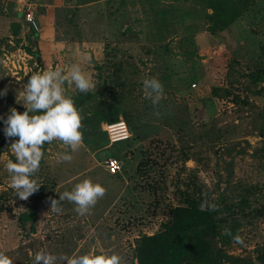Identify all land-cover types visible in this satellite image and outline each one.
<instances>
[{"label": "rangeland", "instance_id": "374dc122", "mask_svg": "<svg viewBox=\"0 0 264 264\" xmlns=\"http://www.w3.org/2000/svg\"><path fill=\"white\" fill-rule=\"evenodd\" d=\"M73 64L96 85L66 89L82 110L83 146L45 144L27 200L10 187L4 165L15 156L0 121V251L13 264H32L41 249L137 264L139 239L160 230L193 182L218 207L221 263L264 264V0H0V116L24 111L32 72ZM152 77L164 87L155 107L142 89ZM117 121L129 138L110 144L105 125ZM109 157L119 173H108ZM84 178L106 188L91 214L67 201L51 212L49 198ZM31 210L33 232L20 220Z\"/></svg>", "mask_w": 264, "mask_h": 264}, {"label": "clouds", "instance_id": "9594fccd", "mask_svg": "<svg viewBox=\"0 0 264 264\" xmlns=\"http://www.w3.org/2000/svg\"><path fill=\"white\" fill-rule=\"evenodd\" d=\"M74 87L79 93H88L96 88L92 78L87 75L79 64H73L65 74L62 67L34 71L27 77L20 93L24 111L15 107L9 109L6 118L0 116L4 124L6 139H12L10 149L15 160L9 158L4 167L10 176V187L21 200H27L37 192L40 185L34 178L39 172L45 156V144L53 141L62 142L71 152H78L83 146L84 117L71 95L66 89ZM144 98L150 100L155 107L164 96L163 84L155 77L142 81ZM6 94V93H4ZM158 114V113H157ZM72 155L68 152L57 154L59 162H71ZM106 195V188L100 183L84 178L75 183L71 190L59 194V199H50V211L62 212V202L74 205V211L80 215H90L97 202ZM206 195V194H205ZM207 207L209 211L218 210L214 203L205 200L201 210ZM224 233L231 235V230L225 228ZM237 244H243L239 235L233 237ZM123 257L113 252L101 251L54 254L44 249L33 254L32 264H122ZM0 264H13L11 257L0 251Z\"/></svg>", "mask_w": 264, "mask_h": 264}, {"label": "trees", "instance_id": "16d2710c", "mask_svg": "<svg viewBox=\"0 0 264 264\" xmlns=\"http://www.w3.org/2000/svg\"><path fill=\"white\" fill-rule=\"evenodd\" d=\"M188 186L192 192H181L182 204L171 209L170 219L161 224L160 230L139 239L134 249L137 264H222L227 255L218 244L222 233L217 210H201L208 196L202 195L195 183ZM20 220L22 224L29 220L33 232V210L23 213Z\"/></svg>", "mask_w": 264, "mask_h": 264}, {"label": "built area", "instance_id": "2783aa9c", "mask_svg": "<svg viewBox=\"0 0 264 264\" xmlns=\"http://www.w3.org/2000/svg\"><path fill=\"white\" fill-rule=\"evenodd\" d=\"M25 21L36 28L35 20L33 18L30 7H27V12L24 17ZM105 131L110 144L124 141L129 138L128 128L123 121H117L105 125ZM106 169L110 174H117L121 169V161L115 157H109L106 160Z\"/></svg>", "mask_w": 264, "mask_h": 264}, {"label": "water", "instance_id": "95a60500", "mask_svg": "<svg viewBox=\"0 0 264 264\" xmlns=\"http://www.w3.org/2000/svg\"><path fill=\"white\" fill-rule=\"evenodd\" d=\"M9 26L12 32H16L20 27V23L17 21H12L9 23Z\"/></svg>", "mask_w": 264, "mask_h": 264}]
</instances>
